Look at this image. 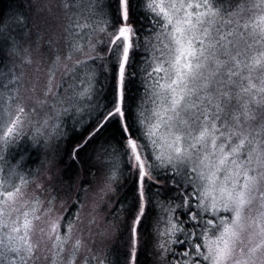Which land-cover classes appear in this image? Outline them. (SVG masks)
I'll return each mask as SVG.
<instances>
[{
  "label": "snow or ice",
  "instance_id": "6c2138e0",
  "mask_svg": "<svg viewBox=\"0 0 264 264\" xmlns=\"http://www.w3.org/2000/svg\"><path fill=\"white\" fill-rule=\"evenodd\" d=\"M0 264H264V0L0 9Z\"/></svg>",
  "mask_w": 264,
  "mask_h": 264
},
{
  "label": "trees",
  "instance_id": "16d2710c",
  "mask_svg": "<svg viewBox=\"0 0 264 264\" xmlns=\"http://www.w3.org/2000/svg\"><path fill=\"white\" fill-rule=\"evenodd\" d=\"M21 2H22V0H0V9H2L3 11H5L7 13L10 8H13L15 5H18ZM35 166L36 165H32L33 168H35ZM59 167L61 170L59 172V176L62 178V188H61V193H60L61 197L65 198V199H68L70 197L71 200H75L76 197L79 196L80 203L84 204L83 201L87 199V195H88L89 191L92 189V187L90 188V181L94 180V179L92 178L91 173H89V175L87 177H85L79 168H77L75 170H70L67 173H64V172H62L63 166L61 165ZM85 179L88 181V183H85L83 185V188H81L80 187L81 181L85 180ZM95 196L97 197V199L100 200L99 189H96ZM114 199H115V197H113V201H114ZM106 202H107V198H105L103 200V202L98 203V201H97L100 209L103 211L105 210L104 214L106 216V220L110 221L112 219V217L108 215L109 210H107V207L105 206ZM78 207H79V205H78ZM73 211H75V209H73ZM104 223H105V220H104L103 224Z\"/></svg>",
  "mask_w": 264,
  "mask_h": 264
},
{
  "label": "rangeland",
  "instance_id": "374dc122",
  "mask_svg": "<svg viewBox=\"0 0 264 264\" xmlns=\"http://www.w3.org/2000/svg\"><path fill=\"white\" fill-rule=\"evenodd\" d=\"M60 168V167H59ZM59 172L60 171H58L57 172V175L59 176ZM98 179L99 178H97L96 180H91L90 181V188L92 187V189L89 191V193H88V195H87V199L86 200H84L83 202H84V208H83V214H85V215H87V213L91 210V208H92V204H93V200H96L97 199V197L95 196V194H96V189H98V187H97V182H98ZM93 192V193H92ZM96 201H98V203L99 202H103V201H101V200H99V199H97ZM107 210H109L108 208H107ZM105 211V210H104ZM104 211L103 210H101L100 211V213H99V217H100V224L102 225L103 224V222H104V220L106 221V216H105V214H104ZM150 259V258H149Z\"/></svg>",
  "mask_w": 264,
  "mask_h": 264
}]
</instances>
